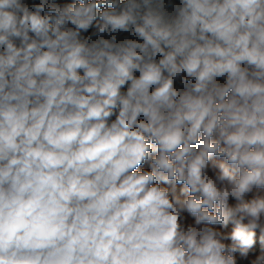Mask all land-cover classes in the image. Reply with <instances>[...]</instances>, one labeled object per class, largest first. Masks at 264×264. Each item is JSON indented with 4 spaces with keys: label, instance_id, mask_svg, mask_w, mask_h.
<instances>
[{
    "label": "clouds",
    "instance_id": "1",
    "mask_svg": "<svg viewBox=\"0 0 264 264\" xmlns=\"http://www.w3.org/2000/svg\"><path fill=\"white\" fill-rule=\"evenodd\" d=\"M0 264H264V0H0Z\"/></svg>",
    "mask_w": 264,
    "mask_h": 264
}]
</instances>
